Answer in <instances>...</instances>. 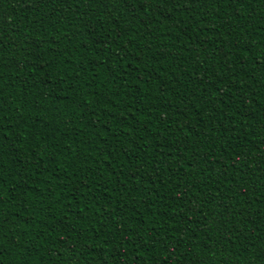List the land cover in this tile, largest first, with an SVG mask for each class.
<instances>
[{
  "label": "trees",
  "instance_id": "obj_1",
  "mask_svg": "<svg viewBox=\"0 0 264 264\" xmlns=\"http://www.w3.org/2000/svg\"><path fill=\"white\" fill-rule=\"evenodd\" d=\"M0 264H264V0H0Z\"/></svg>",
  "mask_w": 264,
  "mask_h": 264
}]
</instances>
